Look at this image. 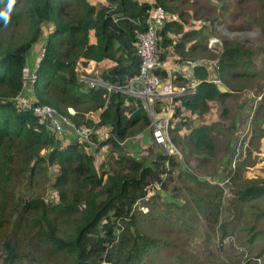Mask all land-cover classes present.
<instances>
[{"label":"trees","instance_id":"1","mask_svg":"<svg viewBox=\"0 0 264 264\" xmlns=\"http://www.w3.org/2000/svg\"><path fill=\"white\" fill-rule=\"evenodd\" d=\"M173 1L14 0L8 11L9 0H0V11H8L9 17L7 23L0 19V264H25L24 258L39 248L42 255L53 258L50 263L28 258L37 264H58V255L62 264H152V260L158 262L157 254L163 250L168 252V264L202 263L194 253L179 247L184 243L183 234L191 232V204L201 195L187 188L192 200L181 203L180 185L174 184L177 191L172 200L161 201L157 194L144 198L147 185L167 171L166 162L164 187L182 163L163 151L152 153L146 161L138 153H124L118 143L128 137L133 125H149L141 100L104 87H87L79 80V70L90 60L105 64L100 76L111 83H124L135 75L140 61L137 34L145 28L150 10H169ZM178 28L179 22L165 21L157 29L160 60H165L163 48L171 45L168 32ZM39 42L44 55L35 71L32 100L53 106L76 124L108 126V136L97 143L109 144L118 152L117 157H111L110 167L98 171L93 153L97 147L90 152L88 142L76 138L62 141L46 120L13 99L24 89L26 53ZM223 45L218 57L220 77L225 71L249 67L250 60L240 61L245 55L243 48L230 45L227 39ZM176 49L183 57L189 54L179 46ZM207 75L204 65L192 67L191 76L199 79L196 91L179 98L171 119L172 141L182 139V130L189 127L185 137L193 152L210 150L214 142L212 124L196 123L192 116H204L212 101L228 95ZM187 80L183 76L174 79L176 84ZM262 96L253 116V130L257 131L253 137L258 139L259 131L264 132ZM87 111L98 112L97 123L85 116ZM51 165L56 166L52 186L58 192L57 201L33 189L48 181ZM189 174L200 189L206 183ZM247 198L263 200L264 185L238 187L235 208ZM141 205L147 206L146 212ZM58 217L71 218L70 233L61 234L68 225L60 228ZM220 230L227 234L226 222ZM18 231L24 236L14 235Z\"/></svg>","mask_w":264,"mask_h":264},{"label":"rangeland","instance_id":"2","mask_svg":"<svg viewBox=\"0 0 264 264\" xmlns=\"http://www.w3.org/2000/svg\"><path fill=\"white\" fill-rule=\"evenodd\" d=\"M169 3V10L153 8L148 15L156 24V29L163 26L165 21H177L181 24V28L168 32L171 45L163 48L164 53L166 52L165 67L172 71L182 69L186 72L192 68L191 62L202 64L207 69V79L215 81L220 89L228 92V95L212 101L211 110L204 116L199 117V114L192 116L196 123L202 121L212 124L211 136L214 147L203 152H193L185 137L189 127L183 129V138L173 141L174 147L180 151L181 156L173 155L176 159H180L178 161L182 163L181 167L178 165L175 167V177L168 181L166 187L169 190L168 197L157 195L161 201L172 200L171 195L177 191L173 190L174 184L180 185L181 195L178 198L181 203L183 199L191 202L190 190L195 195H201L202 198L197 203L191 204L193 206L191 232L187 236L183 234L184 243L179 246L185 252L194 253L199 262H202L199 264L217 262L264 264V199L247 198L241 203L238 202L239 208H235L238 187L246 186L247 183L264 185V132L259 131L261 133L259 139L253 137V134L257 133L253 130L254 127L256 128L253 116L264 94V0H174ZM224 39H227L232 46L243 48L242 54L245 55L240 61L250 60V65L247 69L225 71L220 77L218 57L225 48ZM191 45L196 46L189 50ZM38 46L40 42L26 53L25 66L30 69L37 59L35 52ZM177 46L189 51V54L181 56L176 49ZM182 60L185 61L184 67L180 63ZM93 65V72L101 75L105 64L95 62ZM83 69L79 70V74ZM242 70L244 74L234 76L233 73H241ZM174 73L176 77L180 76L177 71ZM191 77L188 76L189 79ZM24 93L30 95L26 88ZM144 109L149 117L147 109L145 107ZM184 115L189 119V112L185 111ZM85 116L94 124L98 122L96 111H87ZM90 127L94 133L92 143H87L89 145L87 149L91 152L92 147H97L93 153L98 171H101L113 163L118 152H113L109 144L97 143V140L106 139L108 136V126L90 125ZM170 127L169 134L172 137ZM130 132L128 141L123 145L119 144L124 153L127 154L129 150L138 153L140 158L150 161L153 157L152 153L161 151L153 138L148 135L149 125L140 128L139 124H135L130 128ZM67 139L71 140V137ZM62 141L66 142V139ZM236 145L239 153L235 157ZM47 171L48 181L33 189L43 192L50 201H57L58 192L52 186L56 166H49ZM179 173L182 175H178ZM189 173L203 178L202 182L206 183H203L201 189ZM217 182L221 183V189ZM56 220L60 228H65L69 221H72L71 218L64 217H58ZM225 222L227 234L223 235L220 227ZM154 228L156 229L157 225ZM71 229L72 225H68L61 234L70 233ZM14 235L22 237L24 233L18 231ZM253 237L255 238L252 239ZM39 250L40 248L33 256H26L25 264H37L28 259L32 257L45 259L46 263H50L53 256L42 255ZM167 254L166 250L160 251L157 254L158 262L152 260V264H168ZM57 259L58 264H62L61 256L58 255Z\"/></svg>","mask_w":264,"mask_h":264},{"label":"built area","instance_id":"3","mask_svg":"<svg viewBox=\"0 0 264 264\" xmlns=\"http://www.w3.org/2000/svg\"><path fill=\"white\" fill-rule=\"evenodd\" d=\"M135 47L140 58L138 71L124 83H111L93 72L92 69L95 62L92 60L83 67V71L79 74V80L87 87H104L107 90H115L139 98L148 111L150 117V135L154 142L161 151L181 156L180 151L173 145L169 134V127L174 115L175 104L179 101V98L195 93L199 79L188 78L186 82L175 83L174 71H177L180 76H184L183 70L174 69L172 71L165 67L163 60H160L156 24L152 22L149 16L145 28L137 34ZM43 55L44 47L42 46L34 66L31 69L27 66L22 68L23 87L27 91H32V84L36 79L35 71ZM190 64L192 67L197 65L194 62ZM24 89L23 92L17 94L13 99L18 105L30 109L40 119L46 120L56 137L61 140L67 139V133L71 131L73 137L79 141L92 143L91 136L94 131L89 125L74 123L69 116L49 104L35 103L31 96L24 93ZM68 110L73 111L71 108ZM65 129L67 130L65 131ZM127 141L128 137L119 140L118 143L123 145ZM238 153L239 150L236 145L235 157ZM127 154L135 155V153L129 150ZM136 155L139 156V154ZM235 157L233 162L235 161ZM165 168L168 171V162L165 163ZM167 171L161 174L159 180L147 185L144 198L152 194H162L165 198L168 197L169 190L163 186V182L168 174ZM217 185L221 188L220 182H217ZM140 208L143 211H147V206L141 205ZM105 263L109 264L108 262H102V264Z\"/></svg>","mask_w":264,"mask_h":264},{"label":"crops","instance_id":"4","mask_svg":"<svg viewBox=\"0 0 264 264\" xmlns=\"http://www.w3.org/2000/svg\"><path fill=\"white\" fill-rule=\"evenodd\" d=\"M41 45H42V43H40V46H38V50L35 52V55H36V53H37V55H38V53H39V50H40V48H41ZM165 61V60H164ZM185 61H183L182 60V62H180V63H182V67H184V63ZM188 69V68H187ZM183 74H184V76H190V75H192V68L189 70H187L186 72H183ZM192 78V77H191ZM221 90H223V89H221ZM224 91V90H223ZM29 93H30V95H28V96H31L32 97V91H29ZM148 135H150V133H148ZM67 136L68 137H71V139L72 138H74L73 137V135H72V133H71V131H68V133H67ZM151 136V135H150ZM152 137V136H151ZM66 141H68V139H66Z\"/></svg>","mask_w":264,"mask_h":264},{"label":"clouds","instance_id":"5","mask_svg":"<svg viewBox=\"0 0 264 264\" xmlns=\"http://www.w3.org/2000/svg\"><path fill=\"white\" fill-rule=\"evenodd\" d=\"M14 3V0H9V9L8 11L11 10V5ZM8 11H0V19H3L6 23L8 21ZM182 76V75H181ZM184 77V76H183ZM213 81V80H212Z\"/></svg>","mask_w":264,"mask_h":264}]
</instances>
